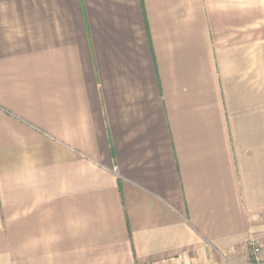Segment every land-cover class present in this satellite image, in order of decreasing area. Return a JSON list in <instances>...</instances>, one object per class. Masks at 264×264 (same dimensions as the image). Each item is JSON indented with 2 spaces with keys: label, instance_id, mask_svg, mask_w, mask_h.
<instances>
[{
  "label": "crops",
  "instance_id": "0c3cea01",
  "mask_svg": "<svg viewBox=\"0 0 264 264\" xmlns=\"http://www.w3.org/2000/svg\"><path fill=\"white\" fill-rule=\"evenodd\" d=\"M264 244V0H0V264H249Z\"/></svg>",
  "mask_w": 264,
  "mask_h": 264
},
{
  "label": "built area",
  "instance_id": "2783aa9c",
  "mask_svg": "<svg viewBox=\"0 0 264 264\" xmlns=\"http://www.w3.org/2000/svg\"><path fill=\"white\" fill-rule=\"evenodd\" d=\"M246 256L249 264H264V244L253 237L248 238L246 241Z\"/></svg>",
  "mask_w": 264,
  "mask_h": 264
}]
</instances>
